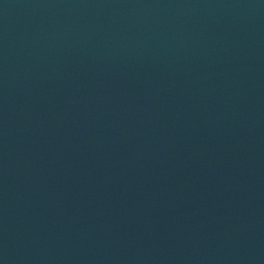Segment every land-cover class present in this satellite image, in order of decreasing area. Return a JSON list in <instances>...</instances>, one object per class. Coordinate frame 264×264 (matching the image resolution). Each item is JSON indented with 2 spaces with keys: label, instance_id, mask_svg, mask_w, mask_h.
Here are the masks:
<instances>
[{
  "label": "water",
  "instance_id": "95a60500",
  "mask_svg": "<svg viewBox=\"0 0 264 264\" xmlns=\"http://www.w3.org/2000/svg\"><path fill=\"white\" fill-rule=\"evenodd\" d=\"M0 264H264V0H0Z\"/></svg>",
  "mask_w": 264,
  "mask_h": 264
}]
</instances>
